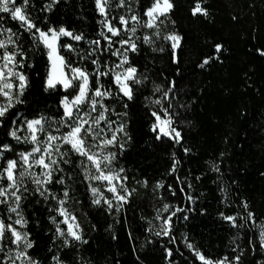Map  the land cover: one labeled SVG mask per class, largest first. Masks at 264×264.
Returning a JSON list of instances; mask_svg holds the SVG:
<instances>
[{"label": "trees", "instance_id": "1", "mask_svg": "<svg viewBox=\"0 0 264 264\" xmlns=\"http://www.w3.org/2000/svg\"><path fill=\"white\" fill-rule=\"evenodd\" d=\"M153 2L133 0L131 7L146 21L144 12ZM170 2L172 9L155 27L138 26L135 32L138 50L127 53L126 64L137 69L140 81H130L133 99L120 93L112 74L100 77L104 90L112 93L103 99L109 110L106 116L124 129L115 143L105 147L108 153H115L108 165L116 171L123 169L131 195L119 210L117 204L111 209L105 202L94 204L91 184L79 166L82 158L70 153L71 164L60 166L70 185L65 207L80 226L82 239L76 241L58 235L56 223L64 226L53 210L58 208L57 202L44 200L29 183L31 194L22 203L27 224L21 230L34 241L28 255L39 264H56L53 256H59L63 264H202L188 244L213 261L239 257L237 264H264L259 227L264 225V0ZM50 3L29 0L27 14L45 31L65 27L82 33L84 40L80 42L64 37L60 43L73 44L87 55L91 48L88 41L101 39V15L95 0H59L51 11L44 10ZM198 3L207 15H193ZM2 29L19 35L17 43L25 59L23 67L15 70L27 77V87L19 97L22 103H14L0 125V150L5 144L10 146V150H3L0 169L7 160H18L19 153L31 148L29 143L12 138L10 130L19 128L17 134L25 137L27 120L41 116L60 120L62 99L78 92L75 87H46L50 69L47 50L43 44H34L10 13L0 12ZM172 34L181 38L176 48L174 41L167 39ZM0 35L7 37L9 33ZM144 36L151 37V43H146ZM217 44L222 45L220 52L215 49ZM101 46H107L102 39ZM60 54L74 67L95 70L90 60L96 56L81 62L66 49ZM99 62L100 70L105 71L114 69L119 58L105 51ZM91 87H96L95 77ZM170 87L173 90L165 98ZM12 95H17L16 87ZM0 103H7V99L0 96ZM162 109L168 110L180 132L179 142L160 134L157 128L153 130L157 119L152 113ZM66 150L68 146H64ZM50 188L62 198L64 185ZM165 205L183 210L171 217L170 232L161 235L155 232L154 224ZM248 213L253 214L252 219ZM226 216L236 217L235 226L224 219ZM0 218L12 222L6 204H0ZM0 264H8L3 254Z\"/></svg>", "mask_w": 264, "mask_h": 264}, {"label": "snow or ice", "instance_id": "2", "mask_svg": "<svg viewBox=\"0 0 264 264\" xmlns=\"http://www.w3.org/2000/svg\"><path fill=\"white\" fill-rule=\"evenodd\" d=\"M59 0H51L50 4L45 6L46 11H51L52 6L58 3ZM29 0H20L17 5V0H0V12L10 13L12 19L20 21L21 27L29 32L34 44H43L47 50V56L50 62V69L46 79L47 88H55L57 84L62 85L65 89L75 87L78 89L77 94L69 100L66 96L62 99L61 104L64 109V114L58 122L60 127L54 129L56 133L60 132L61 127L68 128V131L61 134L55 135L53 131H46L45 124L49 123V118L41 116L32 120L24 122L28 130L29 135L20 137L17 133L19 128H14L9 131V135L17 141H24L32 145L31 150L27 152H21L18 154L19 159L7 160L6 166L0 169V180H6L7 185L0 184V204L8 205V211L16 215V219L11 223H6L3 218H0V252L5 251V247L8 243L15 245L14 249H9L6 254V259L10 264H16L20 261L21 264H39L38 261L33 260L28 255V249L34 246V241L29 239V234L21 229L27 224L22 212V203L27 199V194H31L29 191L28 184L34 185L32 191L42 197L44 200L53 199L59 205L58 208L53 209L63 217V223L67 224V230H62L59 223H56V218L51 217L53 223H56V231L60 236H68L73 240L80 241L81 235L76 231L79 229V224L69 223V220L75 221L76 217L72 215L65 204L69 200V188L70 185L66 183L63 175V168L61 164L70 165L71 160L69 157L70 153H75L80 156L79 166L83 168L85 180L94 181H107L109 183L108 191L114 194V199L118 202L116 205L117 210L123 206V202H126L131 192L124 187L123 180L126 177H121L120 169L119 172H115L108 169V164L115 158V153H109L103 155L102 151H94V148H100L101 145L108 146L112 145L116 141V132H123V126L116 129L110 138L105 137L100 139L102 129H99L101 122H104L109 128H111L112 122L108 120L106 113L109 111L108 108L103 104L105 97L111 96L112 93L109 90H104L102 84H100V77L113 75L114 82L119 86V91L124 97L129 100L133 99V88L129 84L139 83L136 79L137 69L129 66L124 68L125 64H128L127 53L129 51L136 52L138 50L135 37V32L138 26L147 28H153L156 26V21L160 16H166L167 13L172 9L173 5L170 0H154L151 7L147 8L144 12V16L148 19L141 21L139 15L133 12L131 7L132 0H118L115 4V8L127 9V13L130 15H120L118 17L119 26L116 25L115 21L117 17L110 15L113 10L112 0H95L96 8L101 15L102 19L99 22L101 25L100 37L106 42V47L101 46V39L88 41L91 46L90 51L87 55L74 47L73 44H62L60 43L61 37H69L75 42L84 40L83 34H76L69 31L65 27L59 29L49 27L46 31L37 26L33 18L27 14V6ZM11 5V7H10ZM197 13L207 15V11L203 9L198 3L193 10V15ZM131 25V27H130ZM0 32H7L6 39H0V49L3 50V54L0 55V96L7 99V103H0V125L3 124V118L9 113V110L14 107V103H22L19 99L23 95L24 89L27 87V77L22 71H16L17 68L23 67L25 59L24 51L21 46L17 43L19 35L12 32L11 29H2ZM122 33H130L128 38L116 40L114 38L121 37ZM16 37V39H13ZM146 43H151V37L144 36ZM167 39L174 41L173 48H176L179 44L180 37L172 34ZM119 44L120 47L113 50V45ZM12 45L13 50L9 51L8 46ZM61 49H66L68 53H73L79 56L81 62L88 61L90 57L96 56V59H91L90 62L95 66L93 72H89L87 68L80 66H73V62L70 59H66L64 55L60 54ZM217 52L222 50V45L217 44L215 46ZM108 51L112 55L121 56L122 59L119 64L115 65L116 69H123V71H114V69L107 68L105 71H101V65L99 62V55L103 52ZM264 55V52L261 53ZM17 56L21 57L17 60ZM212 57L204 60L203 65L208 64ZM67 69V71H65ZM15 78L18 81L16 85L17 95H12L13 83L9 78ZM92 77H95L96 87H91ZM174 86V85H173ZM160 91L159 87L156 89ZM173 89L170 87L167 92L164 93V97H168V93ZM87 103L88 110L82 112L80 106ZM155 103L159 104L157 100ZM171 107V105H169ZM167 109L165 113L167 114ZM95 113V115H93ZM156 117L157 121L161 124L170 127L172 121L171 118L161 121L160 116L156 113H152ZM15 124V121H13ZM159 125H154L153 130ZM164 135L172 136L179 142L180 132L175 128H171L170 131L165 128L160 129ZM44 133V138H40V134ZM99 140V144L92 143L90 141ZM64 145L68 146V150L62 151ZM3 150H10V146L5 144L2 146ZM3 150H0V157L3 156ZM187 151V150H186ZM107 162V163H105ZM90 165V167H89ZM39 168L40 171L36 172L33 169ZM92 169L99 174H92ZM107 169V171H105ZM175 170V165L173 166ZM59 174V175H58ZM71 179V177H68ZM113 180L121 181L119 187L120 191L124 194H120L117 191V186L112 184ZM26 181L28 183H26ZM146 183V182H145ZM53 184L64 185V191L62 198L57 193L51 191L50 186ZM158 185L157 187H159ZM90 191L94 197V204H100L103 197V193L100 189L90 185ZM134 191V190H133ZM191 199V197H189ZM109 206V209L113 207V201L105 199L104 201ZM247 208V205H244ZM169 205L164 206V210L167 211ZM180 209H178L179 211ZM175 215V213H172ZM253 214L248 213V219H252ZM11 219V217H9ZM224 219L232 221L235 226L236 217L226 216ZM171 216L165 221L167 227L163 229L165 235L168 234ZM19 226V228L15 227ZM260 240L261 245L264 246V225H260ZM10 234V235H8ZM69 241L65 240V245H68ZM190 249H193L196 258L202 262V264H227L228 258L224 257L221 260L213 261L208 258L202 252L196 250L192 244L187 245ZM171 253L169 252V255ZM239 257L235 260L239 261ZM53 260L56 264H63V261L59 256H53Z\"/></svg>", "mask_w": 264, "mask_h": 264}, {"label": "rangeland", "instance_id": "3", "mask_svg": "<svg viewBox=\"0 0 264 264\" xmlns=\"http://www.w3.org/2000/svg\"><path fill=\"white\" fill-rule=\"evenodd\" d=\"M117 2H118V0H112L113 10H112V12L110 13V15L117 17L115 23H116L117 26H119V20H118V17L121 15V13L124 12V13H123L124 15H125V14L130 15L131 13H127V9H118V8H115V4H116ZM132 2H133V0H132ZM131 4H132V3H131ZM200 6H201V5H200ZM169 12H170V11H169ZM169 12H168V13H169ZM160 17H162V16H160ZM160 17H159V18H160ZM159 18H158V20H159ZM101 19H102V17H101ZM147 19H148V18L146 17V20H147ZM158 20H157V21H158ZM157 21H156V22H157ZM130 27H131V25H130ZM128 35H130V33H122V34H121V37H116V38H114V39H116V40H119V39H122V38H123V39H126V38H128ZM6 38H7L6 36H4V35H0V39H6ZM61 38H64V37H61ZM61 38H60V39H61ZM67 38H69V37H67ZM70 39H71V38H70ZM114 46H115V49L120 47L119 44H115ZM116 46H117V47H116ZM0 55H1V53H0ZM117 57L119 58V62H118L117 64H119L120 61H121V59H122V57H121V56H117ZM0 63H2V62H0ZM127 67H128V66L125 64V65H124V68H127ZM65 71H67V69H65ZM114 71H121V72H122L123 69H116V68H114ZM9 80L13 83V85H14V87H15V82H16L17 80H16L14 77H13V78H9ZM129 84H130V82H129ZM57 85H60V84H57ZM61 86H62V85H61ZM14 87H13V89L11 90L12 93H13ZM62 87H63V86H62ZM118 87H119V86H118ZM63 88H64V87H63ZM70 88H71V87H70ZM67 89H68V88H67ZM72 98H73V97H72ZM72 98H69V100H71ZM80 109H81L82 112L87 111V110H88V105H87V103L82 104V105L80 106ZM157 114L160 116V120H161V121H164V120H167V119L171 118L168 112H167V114L165 113V110H164V109L160 110V112H158ZM93 115H95V113H94ZM59 121H60V120H56V119L50 118V119H49V123H48V124H45V129H46V131H53V134H55V135H61V134L65 133V132H67V131H68V128H66V127H61L59 133H56V132L54 131L55 128L60 127V125H59V123H58ZM171 121H172V119H171ZM111 122H112V121H111ZM156 125H159V126L157 127V129H158V131L160 132V134H163V135H164V133L160 130L162 127L165 128V130H168V131H170L171 128H175V129L177 130V128L173 125V122L171 123L170 127L167 126V125L161 124V123L158 122V121H157ZM120 127H121V125H120L119 122H112V124H111V128H109L104 122H101L100 125H99V129H102L103 131L101 132L100 139H104L105 137L110 138L111 135H112V133H113L116 129L120 128ZM177 131H178V130H177ZM120 133H121V132H116V139H117V137H118V135H119ZM28 135H29V133H28V130H27V128H26L25 136H28ZM44 135H45L44 133H41V134H40V138L43 139V138H44ZM170 137H172V136H170ZM179 140H181V137H180ZM90 142H92V143H96V144H99V140L94 141V142H93V141H90ZM115 142H116V141H115ZM115 142H114V143H115ZM29 144H30V143H29ZM30 146L32 147L31 144H30ZM64 146H67V145H64ZM64 146H63L62 149H61L62 151H63V149H64ZM105 147H106V146L101 145L100 148H94L93 150H94V151H98V152H99V151H102V152H103V155H107V154H109V153L106 151ZM30 150H31V148H30ZM30 150H29V151H30ZM105 163H107V162H105ZM89 167H90V165H89ZM108 169H110L109 165H108ZM33 170L36 171V172H39V171H40L39 168H35V169H33ZM111 170H113V169H111ZM105 171H107V169H106ZM113 171H115V172H119V171H116V170H113ZM92 174H99V173H97V172L95 171V169H92ZM120 176H121L122 178L124 177L123 172H120ZM124 180H125V179H124ZM124 180H123L122 182H123V184H124V187H126V186H125V182H124ZM89 182H90L91 186L97 187L98 189H100V192L103 193V197H100L101 202H104L105 199H107V200H112V201H113V204H117V203H118V202L114 199V194L111 193V192H109V191L107 190L108 187L110 186L109 183H108L107 181H94V180H89ZM120 183H121V181H119V180H113V181H112V184H115V185L117 186V191H118L120 194H124L123 192L120 191V187H119ZM0 184H3L4 186H6V185H7V181H6V180H0ZM105 192L108 193L109 195L106 194ZM94 198L96 199L97 197H94ZM6 206H7V208L9 207L8 205H6ZM58 207H59V205H58ZM178 209H180V210L178 211ZM182 210H183L182 208H179V207L176 206V205H169L168 210H167V211L164 210V212H163L162 215L158 218V220L155 221V224H154V230H155V232H156L157 234L165 235L164 232H163V229H164L165 227H167V225L165 224V221L168 220V218H169L170 216H171V217L174 216V215H172V213H175V214H176L177 212H181ZM8 214H9V217H11L10 220L13 221V220L16 219V215H15L14 213H10V212L8 211ZM61 218H62V221H63L64 218H63V217H61ZM62 221H61V224H63L64 228L62 227L61 229L66 231L68 225L65 224V223H63ZM69 223L77 224L76 220H75L74 222L71 221V220H69ZM170 225H171V220H170ZM15 227H17V226H15ZM17 228H19V227H17ZM170 229H171V227H170ZM170 229H169V232H170ZM76 231L80 234V229H76ZM169 232H168V233H169ZM8 235H10V234H8ZM14 248H15V245H12L11 243H8L7 246L5 247V251H4V252H0V254L5 255V260L7 261L8 264H10V262L6 259V254L8 253V250H9V249H14ZM16 264H21V262H20V261H17ZM25 264H27L26 261H25ZM227 264H237V261H236L235 259H229V258H228V262H227Z\"/></svg>", "mask_w": 264, "mask_h": 264}]
</instances>
